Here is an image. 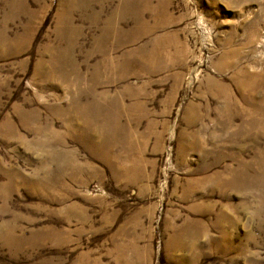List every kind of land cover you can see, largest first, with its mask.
<instances>
[{
  "label": "rangeland",
  "instance_id": "374dc122",
  "mask_svg": "<svg viewBox=\"0 0 264 264\" xmlns=\"http://www.w3.org/2000/svg\"><path fill=\"white\" fill-rule=\"evenodd\" d=\"M254 75L264 0H0V264H264Z\"/></svg>",
  "mask_w": 264,
  "mask_h": 264
},
{
  "label": "bare ground",
  "instance_id": "6f19581e",
  "mask_svg": "<svg viewBox=\"0 0 264 264\" xmlns=\"http://www.w3.org/2000/svg\"><path fill=\"white\" fill-rule=\"evenodd\" d=\"M160 23V22H159ZM162 25V24H161ZM164 70V69H163ZM112 71V70H111ZM253 79H254V86L255 87H261L258 83H259V79L258 77H256L255 75L253 76ZM252 80V79H251ZM249 83V82H248ZM252 85V82L249 83ZM263 85H264V81H263ZM254 87V88H255ZM264 89V87H261ZM226 101H227V104H228V107H227V111L225 112V114H227V116L231 114V111L233 112H237L239 113L240 115H244V116H247L246 119L250 122H253V123H262L264 122V118L263 117H259L255 114H252L248 111L247 108H245L244 106L242 107V105H236L235 103V100L231 99L230 97L226 98ZM235 102V103H234ZM240 104V103H239ZM96 105V104H95ZM225 117V116H224Z\"/></svg>",
  "mask_w": 264,
  "mask_h": 264
}]
</instances>
